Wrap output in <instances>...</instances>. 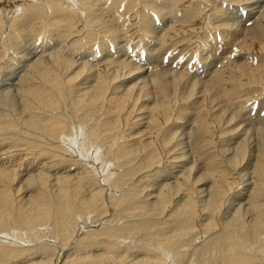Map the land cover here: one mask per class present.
<instances>
[{"label":"bare ground","instance_id":"1","mask_svg":"<svg viewBox=\"0 0 264 264\" xmlns=\"http://www.w3.org/2000/svg\"><path fill=\"white\" fill-rule=\"evenodd\" d=\"M8 1L18 4L16 7L19 10L15 8L18 10L15 14L4 15L9 19L7 22L1 18L0 10V35L6 29L12 40L21 31L19 27L21 22L28 25L33 23L36 26L33 28L35 31L39 27L48 34L54 30L61 31L64 34L62 39L64 42L79 32L81 36L76 39L84 43L73 42L69 46L72 53L82 49L83 52L89 51L90 42L93 44L95 40L98 42L100 39L102 42L100 44L103 46L106 37L110 36L109 40L116 38L114 28L105 26L106 22L102 25L98 24L100 30L92 29L91 24L100 18L95 16L94 13L97 11L93 12L94 8L91 7L93 3H90V0L89 3L88 0H74L84 10L83 30L77 29L81 21L80 11L77 10L80 7L75 9L78 5L73 4L76 10L74 11L73 7L70 8L67 5L66 0H45V2L33 0L34 3H27L24 6L19 5L22 4L19 3L22 0ZM98 2L99 0L97 3L94 1L97 5ZM103 2L107 3L109 8L121 7L123 11L131 10L136 4V0H127V4L123 7L122 0H104ZM149 2L151 4L149 9L153 10L155 4ZM98 8L95 6V9ZM197 12L194 14L191 12L187 20L185 19V23L188 24L192 17H197L199 14ZM176 26L177 30H182L178 28L179 25ZM213 26L210 28L213 29ZM254 26L247 28L246 41L242 46L252 48L255 45L257 48L264 49V26ZM144 28L141 26V30L139 29L142 40L145 37L148 39L147 35L150 32L155 33L151 29ZM104 29L106 31H103ZM167 32L161 39L165 44L171 38ZM180 36L184 35L180 34ZM183 38L185 39V36ZM174 41L172 42L175 43ZM63 49L58 52H45L29 66L19 86L20 108L16 113L0 110V137L5 136L6 138L1 139L7 140V142L0 140L2 143L0 145V264H106L109 260L118 259L119 261L123 260L128 252L118 254L114 241L130 234L134 236V232L144 228L145 235L142 234L144 236L141 241L145 243V246L142 244L141 249L146 251H143L142 257L135 258L134 264H164L168 259L180 263L186 252L184 245L193 247V250L197 247L195 244L193 246L192 242L198 229L209 236L208 240L201 245L202 247H197L207 256L206 258L204 256L199 264H264L262 250L264 249L262 247L264 246V154L257 158L253 171L258 176L257 189L251 198L250 195L248 196L251 201L247 213H251L252 222L246 221L245 212L238 209L234 211L228 224L222 223L223 225L220 226L219 217L224 205L223 200L225 195L233 190L235 180V178H229L231 171L228 167L231 166L230 163L235 167L244 156V144L238 145L237 152L234 151L236 156L230 163L227 160L217 161L214 157L217 158L218 155L213 152L210 160L207 159L210 162L207 167L202 169V166L198 165L199 168L194 169L193 166L196 162L198 163L199 147L202 144L215 143L219 135L214 132L215 129L210 124L221 122L220 116L213 114L215 119L211 123L213 117L208 115L209 110L206 114L196 110L193 120L196 128H194L195 131L197 127L198 131L203 129V132L199 133L200 136L195 134L200 140H195L192 159L189 158V164H184L183 168L181 165V169L176 170L177 173L172 176L175 178L174 181L171 183L162 181L163 183L156 186L157 188L149 189L153 183L150 185L147 178L159 174L162 171L159 167H162L165 162L174 164L181 162L186 156L184 151L177 152L181 149L178 148L180 142L175 140L177 132L174 131L175 129H170L168 125L173 121H180L185 112L187 113L188 108L185 109L182 103L194 95L197 85L194 84L195 82L188 85L189 88L186 85L187 89L180 90V95L177 94L184 80L182 72L173 74L169 80H166L163 74L155 72L150 78L144 76L140 82L138 79L135 82L124 83L123 81H126V79L122 80L124 77L128 78L131 73L140 70L141 67L130 61L121 60L114 62L101 59L103 62L97 61L93 65L89 61L77 62L78 60L64 55ZM46 54L49 60L44 56ZM244 70L246 68L237 64H229L221 69L219 74L216 73L219 76H215L216 79H213L217 82L214 80L213 82L221 84L227 80L229 87L231 81L237 78L238 81L240 80L239 77L234 76L233 71L244 73ZM243 75L247 80L255 81L256 84L258 82L264 84V80L258 79L256 75ZM219 77H221L220 80ZM210 83L212 81L205 82L203 84L205 87L201 88L203 100H200V106L207 103L211 105L216 94L212 92L216 86L211 88L213 84L210 86ZM260 86H258L259 89H263L264 85L260 84ZM2 103H4L3 100ZM176 112L177 117L174 119ZM205 116L210 122L209 125L207 121L205 123ZM18 154L22 157L19 158ZM29 157L38 162L36 163L35 160L32 162L31 158L29 159L31 163L28 162ZM108 165L110 168L106 172ZM193 169L203 172L198 176L195 174L197 171L191 175ZM152 170L154 171L152 175L144 176L146 180L137 179L138 182L134 180L136 183H129L135 175L143 172L150 173ZM113 171L115 172L112 173ZM142 175L141 178H144ZM205 177L211 179L209 180L211 184L208 182L210 185L207 187V190H210V197L207 196V199L201 203L198 194H200L199 191L202 192V189L200 190L198 187L201 185H198L201 179L202 183H207ZM117 191L120 192L117 193ZM152 193L154 196L153 200L151 198L150 205L144 198ZM109 208H113L117 213L115 220L112 221L121 220V213H125L122 210L125 209H131L129 213H134L136 219L119 226L98 227L96 224L109 214ZM147 214L157 215L162 224L171 220L175 228H172L173 225L172 229H169L174 230L169 232L168 227L165 228L166 230L164 228L160 230L161 227H157L158 219L154 225L146 226L142 217ZM78 217L82 219V222ZM199 218L202 219L201 223H198ZM44 223L48 224L53 236L61 238L63 251L58 250L57 245L49 246L50 248L46 245L24 248L23 242L31 244L40 237L39 233L36 232L38 233L36 234L34 231ZM70 241L72 243L69 247L70 251L65 252L66 248L63 245ZM125 245L128 246L127 243ZM147 245L152 246L155 251L147 252L149 249ZM260 247L262 249H259ZM157 248L161 251H157ZM124 249L126 250L125 247ZM45 250L49 252L46 255ZM17 258L19 260L15 261L14 259ZM12 260L14 263H11Z\"/></svg>","mask_w":264,"mask_h":264},{"label":"rangeland","instance_id":"2","mask_svg":"<svg viewBox=\"0 0 264 264\" xmlns=\"http://www.w3.org/2000/svg\"><path fill=\"white\" fill-rule=\"evenodd\" d=\"M42 1L45 2V0H42ZM94 1L95 3H97L98 0L97 1L94 0ZM94 1L90 0V3L92 2L94 4V5L91 4L92 5L91 7L92 9L94 8L93 12L97 11V13H94V14L95 16L97 15L98 18H100V20H96L95 22L91 24L92 29L96 30L97 28L100 30L101 28L98 26V24L102 25L103 23L105 24L106 22L105 26L112 27V29L114 28L113 30L115 31L114 34L116 35V38L115 40H109L110 36L106 37L105 42L103 43V46L101 45L102 42L100 39H98V42L96 40L93 41V44L92 42H90L89 47L91 48L89 51H86V52H83V49H82V50L72 53V51L69 48V46L73 42L84 43V41L76 39L81 36L79 32L76 35L69 37L66 40V42H64L62 41V39L64 38V34L61 31L54 30L51 32V34H48V33H45V31L42 28H39V27L36 28V31H35V29L33 28H35L36 26L33 25V23L32 24L29 23L28 25L26 23L21 22L19 24L21 31L18 32L19 34L17 33V35L19 36L16 35L15 36L16 38H14V40H12L11 36L8 35V30L6 29L3 30V32L0 35V99H1L0 100L1 101L0 110H8L9 112L12 111L10 113H16L17 110H19L20 108V103H19V99H20L19 88L20 87L19 86L22 83V79L24 75L26 74V71H28L29 66L34 64L35 61L38 60L43 53L45 54V52H50V51L58 52L59 50L63 48L64 49L62 53L64 55L66 54L68 58H73L75 60H78L77 62L89 61V63H92L93 65L97 63V61L103 62V60L101 59H105L104 61L111 60L114 62L121 60V61H128V62L130 61V63H133L134 65L138 67L140 66L141 67L140 70H137L134 73H131V75H129L128 78L124 77L122 79V80L126 79V81H123L124 83L127 81L135 82V80H138V79H139L138 81L140 82L141 78H143L144 76L146 77L149 76L150 78L151 74L155 72L163 74L164 78L166 80H169L171 79V76L173 74H179L182 72L184 80L182 81V84H181L182 86L181 85L179 86L177 94L180 95V92L184 90L186 87L189 88L188 85H192L193 82H195L194 84L197 85L195 86L196 91L194 90V95H192L187 101L182 103L185 109L186 107L189 109V110L187 109L186 110L187 113L185 112L184 114L186 117L183 115L182 119L180 120L181 122L173 121L168 125V127L170 129H175L174 131L177 132L175 135L176 136L175 140H177L176 142H180L178 143L179 144L178 148H181L177 152L184 151L185 152L184 154H186V156L183 157L184 158L183 161L180 160L181 162H175V164L170 163V162H165V164L162 167H159V169H162V171L159 174H154L153 176H151L153 179L149 176V175H152V173H154L153 170L152 172L149 171L150 173L143 172L141 174H143L142 175L143 177L145 175L149 176V178L147 179L150 185L153 183L149 189H155L159 186V184L163 182L171 183L172 181H174L175 178H173L172 176L177 173L176 170H180L181 167L183 168V166H185L184 164L186 165L189 164L188 162L190 161V159H192L191 154H192L193 149L195 148V146H193L195 145V140L196 141H198V139L200 140V138H197L195 134L198 135L199 133L203 132V129H200L201 131L200 130L198 131L197 130L198 127L196 129V131L198 132L196 133L195 131L196 126L193 123L194 122L193 120L195 119L196 110H198L199 112L203 111L205 112V114L208 112L207 110H209L208 115L210 117H213L214 116L213 114H215V116L217 115L218 117L220 116L219 119L221 122H219V124H217L216 122H214V124H210L211 126L213 125V129H215L214 132H217L219 135H217L218 137H216L215 143H209V144L201 143L202 146L199 147V151L197 150L199 152L197 153L198 163L196 162L194 166L196 165L197 166L196 167L193 166V168L195 169V168H199V166H202V169H203V167H207L210 164L208 160H210L211 155L215 153L218 155L217 158L214 157L217 161L227 160L230 163L232 158L236 156L235 152H237L238 150L237 147L239 148L238 145L244 144L243 146L245 149V153H244V156H242L241 159L239 160L238 164L234 167L231 163L229 164L228 162H226L227 164L231 165L228 167L231 171L230 172L231 175H229V178L230 177L232 179L235 178V180H234V184L232 188L233 190L225 195L224 197L225 199L223 198L224 205L222 206L221 215L219 217V223H220V226L223 224L224 225L228 224V222L231 221L233 217L232 214L234 213L235 210H238V209H240V211L243 210L242 212H245L246 221L252 222L251 220L252 217H250L251 213L250 212L247 213V209H249L250 201H251L249 197L251 198L252 194H254L255 190L257 189L256 184L258 181L257 180L258 176H256L255 172H253L256 162H257L256 160L258 157H260L259 155L264 154V86H263L264 84L263 82H258L256 84L255 81L252 82L250 81V79L247 80L243 74L256 75L258 79L264 80V49L257 48V46L255 45L253 46L254 48L253 47L247 48V47H243L242 45L246 41L245 34L248 31L247 28L253 27L254 25L264 26V21H263L264 19V0H136V4L134 5V7H132L131 10L128 9V11L126 10L123 11L121 7H119L118 9L109 8L108 4L103 2L104 0H99L98 5L95 4ZM149 1H151L153 5L155 4L153 10L149 9V7L151 6ZM34 2L33 0H25V2L24 0H22L19 2L22 4H19V5L24 6L27 3L32 4ZM246 2H248L249 4ZM12 3L8 0H0V10L2 11L1 18L3 19L4 22H7L9 20L7 19L8 17H5L4 15H13L19 10V8L16 7L18 6V4L15 5L14 3L13 4ZM66 3L67 5H69L70 8L73 7V9L75 7V5L73 6V4L78 5L77 7H75V9L80 7V5L77 4L74 0H66ZM88 3H89V0H88ZM122 3H123L122 5L123 7L124 5L127 4V0H122ZM95 6L99 8L95 9ZM15 8L18 10H16ZM75 9L74 11H76ZM77 10L81 12V13L79 12V15L81 17L80 18L81 21L83 22L82 23L81 21H79L80 26L77 25L78 27L77 29L83 30V25L85 23L83 21L84 20L83 19L84 10H82V7H80ZM197 11L199 12L198 15L201 17H199L198 15L197 17L194 16L190 20V23L188 24L185 23V21L187 20V17H189V15L191 14L196 13ZM195 17L197 19H195ZM141 20L143 22H141ZM53 22L55 23L54 20ZM176 25H179L178 28L182 30H179V29L177 30ZM190 25H192L193 27ZM141 26L143 28L146 27L147 30L151 29L155 33L150 32L147 35V37L149 38L147 39L145 37L146 39L143 38L144 40H142V38H140V36L142 37V33L139 32V29L141 30ZM212 26H213V29H215L214 31L212 28H210ZM128 28H132V29H128ZM205 28H207V30ZM103 31H106V30L104 29ZM71 32L74 33L75 31H71ZM130 32L132 34H130ZM166 32L168 33V35L171 36V38L169 37L170 38L169 42L165 44V43H162L161 39L163 38V35L166 34ZM135 33H138V34H135ZM179 33L181 35L183 34L185 36V39L183 38L184 36L183 37L180 36ZM129 35L130 37L128 38ZM187 35H189V37ZM210 35H212V37ZM186 38L188 40H186ZM172 41H174L175 43H173ZM178 41L179 42L182 41V43H179ZM258 47H261V46H258ZM96 51H98L97 54H96ZM44 56L48 59L47 54ZM229 64L230 65L237 64V66L246 68V70H244V73L233 71L234 76L236 75L235 77H239L240 80L238 81V78H237V80L231 81L232 83L229 87L227 86L228 84L226 82L227 80L225 82H222L221 84L219 82L214 83V82H217L214 80L216 79L215 76H217L220 73L221 69H223L225 66ZM93 69H96V68H93ZM146 77L145 79H147ZM221 77H219V80ZM207 80L212 81V83H210L209 85L211 86V84H213L214 86L212 85L211 88L215 86L217 87V88L215 87L214 90L212 89V92L216 93L215 96L213 95L216 98L213 97V100L211 101V105H208L207 103V105L200 106L201 104L200 100L201 101L203 100L201 99V96L203 95V93L201 92L202 91L201 88L205 87V85H203L205 82H209ZM240 81L242 82V84ZM197 82L198 84H196ZM260 84L263 86L262 87L263 89H259V87H261ZM230 99L231 100L233 99V100L231 101ZM2 100L4 103H2ZM199 107L200 108L202 107V108L200 109ZM176 115H177V112L175 113L174 119H176L177 117ZM214 119L215 117H213V120L211 121V123L214 121ZM206 121H207V124L209 125L210 122L207 120V117L205 116V123ZM3 137L6 138L5 136H2L0 137V140L2 142H7L6 139L5 140L1 139ZM208 137L209 136H207V138ZM1 144L2 143L0 142V145ZM20 151L23 152V150H20ZM78 151H79L78 153L80 154L81 153L80 150ZM232 153H233V156H232ZM18 157L20 158L22 156L18 154ZM14 159L17 160L16 157H14ZM29 159L32 160V162L33 160H35L32 157H29L28 162H30ZM37 162L38 161H36V163ZM165 167H166V170H165ZM109 168H110V165H108L106 172ZM194 169L192 170L191 175H193L196 171H197V173H195L196 176H198L199 173L203 172L202 170H197V169L194 171ZM114 172L115 171H113L112 173ZM141 174L135 175L134 176L135 178L129 183L131 184V183H134L135 181L138 182L137 179L146 180L145 177L141 178ZM209 180L211 181L210 178L208 179L205 177V182L207 183H202V179H201V183L199 182V185H198V186L201 185V187L197 186L198 188H200V190L202 189L201 190L202 192L199 191L200 194H198L202 198V199L200 197L198 198L201 203H203L207 199V196L210 197V194H209L210 190H207L208 189L207 187L211 184ZM203 181H204V178H203ZM52 183L53 182H51V184ZM203 188H205L207 192ZM108 191L110 192L109 189ZM108 191L107 193L109 194ZM118 192L120 191H117V193ZM204 192H206V194H204ZM153 196H154L153 193L147 197L144 196L145 197L144 199L146 200L145 202L148 201V203L150 204L151 198L153 200ZM246 203L248 204L246 205ZM149 204H146V205L149 206ZM112 209L113 208H109L110 210L109 214L104 216L98 221V224H96L98 225V227L104 226V225L109 226V227L111 226L113 227L117 225L119 226L120 224L127 223V222H130L136 219V215H134V213H129L131 209H127V210L125 209V210H122V212H125L124 214L126 215L121 213L122 215L120 218L121 220H119L118 222L112 221V220H115L114 217L117 216L116 211ZM149 215L150 214H147L142 217L143 221H145L146 226L154 225V222L158 219L160 222L156 221L158 224L156 225L159 228L161 227L160 230L161 229L164 230L165 228L167 229V227H168L167 230L169 232L174 230V229L171 230L172 228H175L174 223L170 222L171 220H168L171 224H169V222H166V224H162L161 219L157 218L158 217L157 215L156 216L154 215L149 216ZM203 217L201 218L203 219ZM78 218L80 219V222H82V219L80 217ZM201 218L198 219V223L202 222ZM124 219L125 221L123 222ZM47 226L48 224L46 223H44V225L42 226H39V228H37L38 230L36 229V231L34 232L35 233L38 232L40 237L37 238L31 244L23 242L22 244L25 245L24 248H31V247L34 248L39 245H46L48 247L52 245H57V249L61 251L63 249L61 248L62 246L61 238L59 236H53L52 230L49 229V226L48 227ZM41 227L43 228L42 230L40 229ZM196 231L199 234L197 235V232L195 233L197 237L194 235L195 237H193L194 241L192 242L193 243L192 245L194 246L195 244V246L198 247L204 244L208 240L209 236L207 233H203L199 229ZM137 232H134L135 237L133 235L132 237L130 234V235L123 237L122 239L120 238L114 241L117 247L118 254L119 253L125 254L127 252L128 253L125 254L126 257L123 260H119L120 262L117 261L118 259H115L112 261L109 260L106 264H134L136 259L143 256L144 254L143 251H146V250L141 249V246L143 245L145 246V243H143L141 239L143 240L142 236L145 235L144 234L145 228L141 229L138 233ZM51 237H54V238H51ZM122 242L124 243L122 244ZM126 243L128 246L125 245ZM71 246H72L71 241L67 243L65 246L63 245V247L66 248L65 252L66 251L69 252L70 251L69 247ZM124 247L126 248V250L124 249ZM146 247L149 248L147 252H152L153 250L152 246L147 245ZM197 247H194L195 249L193 250V247L190 248L188 245H184L183 248L186 252H184V255H183L185 258L182 257L183 261H180L179 263L177 261L173 262V260L171 261L170 259H168L166 263L164 262V264H175V263L177 264H199L204 259V256L205 258L207 256L202 250H200ZM262 247H260L259 249H262ZM159 249L160 248H157L156 250L161 251V249L160 250ZM262 250L264 251V249ZM195 251L196 253H194ZM44 252H45V255L49 253L47 250H45ZM14 260L15 261L19 260V258L14 259ZM14 260H12L11 263H14Z\"/></svg>","mask_w":264,"mask_h":264}]
</instances>
